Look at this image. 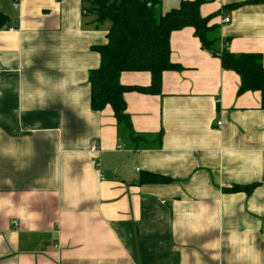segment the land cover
<instances>
[{
	"label": "crops",
	"instance_id": "crops-1",
	"mask_svg": "<svg viewBox=\"0 0 264 264\" xmlns=\"http://www.w3.org/2000/svg\"><path fill=\"white\" fill-rule=\"evenodd\" d=\"M180 1L160 0L162 12ZM85 6L0 0V264H264L260 93L238 95L239 76L193 28L172 31L181 68L162 73L160 94H124L147 139L136 147L109 106L90 108L93 47L109 23ZM199 11L218 25V48L264 65V0H204ZM119 80L147 86L150 74Z\"/></svg>",
	"mask_w": 264,
	"mask_h": 264
},
{
	"label": "trees",
	"instance_id": "trees-1",
	"mask_svg": "<svg viewBox=\"0 0 264 264\" xmlns=\"http://www.w3.org/2000/svg\"><path fill=\"white\" fill-rule=\"evenodd\" d=\"M203 1L181 0L176 8L162 12L160 0H86L84 12L92 14L99 24L109 23L106 43L93 47L100 61L96 68L88 72L90 108L101 111L109 106L136 147L147 139L134 132L124 94L128 91L160 94L162 73L181 68L170 61L169 38L172 31L184 27L193 28L201 48L217 57L223 69L239 76L237 94L259 92L260 106L264 109V65L261 55L232 53L218 48L219 27L210 25L209 18L201 16L199 8ZM7 24L8 17L0 9V28ZM125 71H146L150 74V83L147 86L124 85L119 76ZM143 179L162 183L170 181L149 173ZM254 186L232 185L224 188V191L249 193Z\"/></svg>",
	"mask_w": 264,
	"mask_h": 264
},
{
	"label": "built area",
	"instance_id": "built-area-1",
	"mask_svg": "<svg viewBox=\"0 0 264 264\" xmlns=\"http://www.w3.org/2000/svg\"><path fill=\"white\" fill-rule=\"evenodd\" d=\"M228 20H229L228 17H224V18L222 19V22H227ZM217 124H218V125H221V122H217ZM90 149H91L92 151H96V150L98 149V147H97V143H96L95 141H93V142L91 143Z\"/></svg>",
	"mask_w": 264,
	"mask_h": 264
}]
</instances>
